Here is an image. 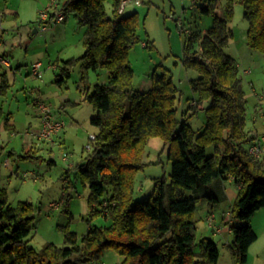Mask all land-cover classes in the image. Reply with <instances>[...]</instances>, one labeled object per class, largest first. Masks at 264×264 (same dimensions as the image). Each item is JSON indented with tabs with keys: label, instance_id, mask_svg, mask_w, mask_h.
Returning a JSON list of instances; mask_svg holds the SVG:
<instances>
[{
	"label": "trees",
	"instance_id": "1",
	"mask_svg": "<svg viewBox=\"0 0 264 264\" xmlns=\"http://www.w3.org/2000/svg\"><path fill=\"white\" fill-rule=\"evenodd\" d=\"M121 2L59 0L67 16L74 14L80 26H87L85 51L79 57L83 68H106L109 73L108 82L85 93L83 100L96 110L90 121L98 130L90 136L88 154L74 166L77 177L90 188L92 211L112 223L90 226L81 239L66 229L67 245L49 242L37 250L30 245L37 228V206L29 200L11 205L1 189L0 264L97 262L108 248L124 255L120 264H217V243L209 237L197 239L195 213L202 199L213 205L227 198L224 179L229 177L239 186L231 207V248L236 261L247 264L258 238L250 220L264 208V153L255 156L250 147L261 141L264 131L245 130L243 79L224 47L234 35L229 21L235 4L243 3L248 44L264 52V0H202L201 12L213 15L214 22L202 34L191 31L184 44V65L200 73L190 81L199 93L194 107L198 110L201 102L209 103L199 134L188 118L178 117L180 87L169 70H154L148 90L135 87L130 52L141 41L140 20L137 11L126 14L125 7L120 12ZM73 59L65 63L69 66ZM68 66L66 77L71 75ZM153 137L170 143L171 178L157 179L149 198L135 200L137 173L147 164L145 150ZM210 147L213 152H208ZM235 220L245 223L236 225Z\"/></svg>",
	"mask_w": 264,
	"mask_h": 264
},
{
	"label": "rangeland",
	"instance_id": "2",
	"mask_svg": "<svg viewBox=\"0 0 264 264\" xmlns=\"http://www.w3.org/2000/svg\"><path fill=\"white\" fill-rule=\"evenodd\" d=\"M12 1L14 4L17 2ZM52 1L38 9L39 19L41 11L48 8ZM140 1L137 3L131 0L124 11L126 14L137 11L140 20L138 34L141 41L130 52V61L135 70L134 85L139 90H148L152 87L154 70H169L180 87L178 117L188 118L199 134L206 124L205 108L209 103L201 102L198 110L194 107L199 93L192 90L190 81L198 78L200 73L184 65V44L191 31L201 34L206 32L213 24L214 16L201 12L202 0ZM224 4L223 1L218 11L223 9ZM106 5L111 13V3L107 2ZM244 13V4L236 3L234 15L229 21L234 35L224 51L235 58L239 75L243 79L245 130L261 134L264 131V52L249 46V22ZM29 14L33 16L34 12ZM20 19L24 26V40L22 45L20 36L15 45L11 43L14 38L8 40L11 45L8 59L14 67L24 59L28 60L20 65L22 73L28 72L32 63L40 60L43 62L42 76L32 77L34 84H25L24 79L30 77V74L18 73L16 84L5 92L0 91V190H5L11 205L29 200L37 206V228L30 245L39 250L49 242L67 245L66 229L75 231L81 239L90 226L112 223L102 213L95 214L92 211L89 203L90 188L77 177L74 166L88 154L90 132L98 130L90 121L96 110L91 103L83 100L85 93L87 90L93 91L96 84L108 82L109 73L106 68H83V61L79 57L85 51L87 26H80L74 14L67 16L66 22L44 25L36 18H32L33 21L29 23L23 16ZM146 43L150 46L147 47ZM25 46L29 49L28 53ZM71 58H74L73 63L68 66L65 62ZM66 66L71 70L70 77L65 76ZM38 99V102L48 105L65 122L63 130L54 137L53 142L39 140L33 134L40 128V109L38 103H35ZM9 114L14 126L5 129L3 121ZM32 123L33 127L30 126ZM169 148L170 143H165L160 137H153L149 141L144 155L147 164L137 173L135 200L149 198L155 190L157 179L164 177L170 181L172 163L168 157ZM208 152H213L212 147ZM224 186L230 194L231 188L238 194L236 181L224 179ZM107 192H111L110 187ZM108 193L100 200L107 197ZM188 193L193 194L191 190ZM226 195L225 200L213 205L207 199L198 202L195 213L197 239L200 241L209 237L217 243L220 251L217 264H240L231 248L233 234L230 241L225 233L213 234L207 220L209 212H216L219 225L214 220V226L230 227L231 216L228 213L235 198ZM96 204L98 209H102V204ZM255 216L250 223L256 227L259 239L250 249L247 264H264V239L260 238L264 232V228H261L264 208L258 210ZM244 223L235 220L234 224ZM196 250H200L199 245ZM124 258L114 248H108L99 261L83 264H120Z\"/></svg>",
	"mask_w": 264,
	"mask_h": 264
},
{
	"label": "crops",
	"instance_id": "3",
	"mask_svg": "<svg viewBox=\"0 0 264 264\" xmlns=\"http://www.w3.org/2000/svg\"><path fill=\"white\" fill-rule=\"evenodd\" d=\"M49 1L50 0H17V2L14 4L12 0H0V35L3 38V41L0 44V57L9 58V51L11 50V45H10V42H8V40L10 41V38H14V40L11 43L15 45L18 37L20 36L21 45H22V41L24 40V26H23V21L20 19L22 16L24 17V20L27 23L32 22L33 21L32 18H34V19L36 18V20H38L41 24H43V25L45 24V22L41 21V19L38 18V9L43 7V6L45 7L49 3ZM60 2H62V0H60ZM23 3H25V5H23ZM34 10H36V11H34ZM31 12H34L33 16H31L29 14ZM66 21H67V19L64 22H66ZM60 23H62V22H60ZM36 31H38L37 28H36ZM25 50L28 53L29 49L27 46H25ZM27 62H28V60L26 61V59H24V61L21 62V64H19L17 67H14L11 60H9V64H5L4 62L0 61V82H1L0 91L1 92L7 91V88L16 84L18 73H19V75H22L23 73H25V75L30 74V77H27L24 79L25 84H28V83L34 84V82L31 79L32 77L33 78H41V77H38L32 73V67L35 63L40 62V64H41L40 68H41L43 66V62L38 60L34 64L32 63V65L30 66V69H28V72L22 73V69L20 68V65H24V63H27ZM9 72H11V73H9ZM33 92H35V90H33ZM38 101H39V99L36 100L35 103H39ZM39 115H40V119H39L40 124L39 123H37V124H39V126H40L41 125V114L39 113ZM3 122H4L3 127L5 129H9V128L11 129L14 126V124L12 123L10 114L6 115L5 121H3ZM75 125L77 126L78 124H75ZM30 126L33 127L34 123H32ZM70 129H72V128H70ZM95 133L96 132H90L89 135L91 136ZM228 180L230 182H232L234 180V178L229 177ZM238 188H239V186H238ZM230 190H232L231 194H230L229 189L226 188V193L228 194V197H231L233 199L236 198L237 194L234 193V190L232 188ZM209 214H212L215 222L218 223L216 221L217 213L216 212H209ZM255 218H257V217L255 216ZM255 218H254V220H255ZM223 223H225V222H223ZM218 225H219V223H218ZM210 227L214 232L213 234L216 235L218 233H225V234H227V240L230 241L231 236L233 234L230 227L225 228V227H221V226H216V228H215V226H211V225H210ZM254 228H256V227H254ZM261 228H264V223H263V226ZM261 237L264 239V232L263 231H262V234L260 235V238ZM258 239H259V235H258L257 240ZM255 242L251 245V247L255 244ZM251 247H250V249H251ZM249 252H250V250H249Z\"/></svg>",
	"mask_w": 264,
	"mask_h": 264
},
{
	"label": "built area",
	"instance_id": "4",
	"mask_svg": "<svg viewBox=\"0 0 264 264\" xmlns=\"http://www.w3.org/2000/svg\"><path fill=\"white\" fill-rule=\"evenodd\" d=\"M130 1L131 0H122L119 11L122 12ZM135 1L137 3L141 2L140 0ZM66 18L67 15L64 10L61 9L59 0H53L50 6L40 13V19L45 23H60L64 22ZM2 41L3 38L0 35V44ZM0 61L9 64V59L7 57H0ZM40 65V62H37L32 67V73L38 77L42 76ZM38 105L41 114V125L38 130L33 132V134L39 140L53 142L54 137L63 130L65 122L59 116H56L51 108L45 103L39 102ZM88 148H90V145H88ZM250 151L255 156H261V154L264 153V135L261 137L260 142L251 145ZM228 214L231 216V211H229ZM208 220L210 225L214 226L213 217H209Z\"/></svg>",
	"mask_w": 264,
	"mask_h": 264
}]
</instances>
